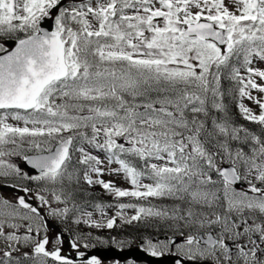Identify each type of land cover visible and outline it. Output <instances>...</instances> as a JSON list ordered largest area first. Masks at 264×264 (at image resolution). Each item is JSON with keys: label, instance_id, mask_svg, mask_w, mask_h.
<instances>
[{"label": "snow or ice", "instance_id": "snow-or-ice-1", "mask_svg": "<svg viewBox=\"0 0 264 264\" xmlns=\"http://www.w3.org/2000/svg\"><path fill=\"white\" fill-rule=\"evenodd\" d=\"M0 187V264H264V0H0Z\"/></svg>", "mask_w": 264, "mask_h": 264}, {"label": "trees", "instance_id": "trees-1", "mask_svg": "<svg viewBox=\"0 0 264 264\" xmlns=\"http://www.w3.org/2000/svg\"><path fill=\"white\" fill-rule=\"evenodd\" d=\"M92 192L94 194V198H97L99 200L110 201L112 199V197H109L108 195H106L105 191L100 186H96L95 188H93ZM124 199H127V198H124ZM117 223H119V221H117ZM88 230L89 229H85L84 231H88ZM90 231H92L93 235H99L103 238L116 237L118 240L128 239L132 241L133 243H136L138 241V237L143 233L144 230L143 229L137 230L134 226H124L123 228L115 227L111 230L104 228V229H97V230L90 229ZM97 248H105V247L98 245ZM108 248H111V247H108ZM105 264H108V263H105Z\"/></svg>", "mask_w": 264, "mask_h": 264}, {"label": "rangeland", "instance_id": "rangeland-1", "mask_svg": "<svg viewBox=\"0 0 264 264\" xmlns=\"http://www.w3.org/2000/svg\"><path fill=\"white\" fill-rule=\"evenodd\" d=\"M16 162L19 163L21 168L23 169L22 162H20L18 160ZM103 178L106 181H113L119 187H122V188H128L129 187L128 183H126L125 180L123 179V177H121V176H107L106 175ZM19 194L22 195L23 193H19ZM16 195H17V193L14 190H11L9 188H7L6 190H0V196H2L4 198H7L9 200H14ZM111 214H112V212H109V215H111ZM129 214H132L131 210H129ZM96 218L98 219L99 217L97 216ZM50 224H51L52 228L54 229L50 233V236H52L53 238L55 237L56 233L59 232L62 228H72V229H77V230H81V229L85 230V229H87L86 226H83V225L77 226L75 224H72L71 222H69L66 225H61L56 220H50ZM92 230H97V229H92ZM67 240H68V234H67V232H65L64 252H65V254L74 255V252H70V250H69V245L67 243ZM107 262L108 261H105V263H107ZM138 264H143V263L140 262Z\"/></svg>", "mask_w": 264, "mask_h": 264}, {"label": "water", "instance_id": "water-1", "mask_svg": "<svg viewBox=\"0 0 264 264\" xmlns=\"http://www.w3.org/2000/svg\"><path fill=\"white\" fill-rule=\"evenodd\" d=\"M22 166L25 171L28 170L23 163ZM0 190H5V188L1 187ZM94 251L105 261H109L115 257L120 258L121 260L135 259L138 263L144 262L145 264H173V259L171 257H162L159 259L151 258L141 252L138 248H128L123 253H119L113 248H96Z\"/></svg>", "mask_w": 264, "mask_h": 264}, {"label": "flooded vegetation", "instance_id": "flooded-vegetation-1", "mask_svg": "<svg viewBox=\"0 0 264 264\" xmlns=\"http://www.w3.org/2000/svg\"><path fill=\"white\" fill-rule=\"evenodd\" d=\"M137 244H138V248H139V241H137Z\"/></svg>", "mask_w": 264, "mask_h": 264}]
</instances>
